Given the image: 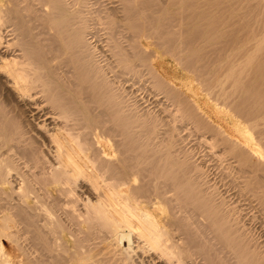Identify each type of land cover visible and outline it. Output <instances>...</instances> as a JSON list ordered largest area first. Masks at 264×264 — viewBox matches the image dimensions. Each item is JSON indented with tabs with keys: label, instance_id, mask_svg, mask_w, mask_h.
<instances>
[{
	"label": "bare ground",
	"instance_id": "1",
	"mask_svg": "<svg viewBox=\"0 0 264 264\" xmlns=\"http://www.w3.org/2000/svg\"><path fill=\"white\" fill-rule=\"evenodd\" d=\"M168 1L0 0V45L6 25L21 37L19 59L0 63V264H130L132 243L165 264H264L233 207L179 147L189 126L211 154L234 160L264 207V114L243 118L222 77L190 69L195 53L190 61L174 30L181 1ZM8 83L49 106L51 130L6 105ZM139 92L160 107H139Z\"/></svg>",
	"mask_w": 264,
	"mask_h": 264
},
{
	"label": "rangeland",
	"instance_id": "2",
	"mask_svg": "<svg viewBox=\"0 0 264 264\" xmlns=\"http://www.w3.org/2000/svg\"><path fill=\"white\" fill-rule=\"evenodd\" d=\"M93 1L94 0H92V2ZM95 1L97 2V5H95V7L105 6L107 2L109 3V0ZM180 1V18H178V16L174 18L180 20V26L175 27L174 30L180 29L182 31L181 49H183L184 54L188 53L186 54V56H188L190 61L194 59L193 55L195 53V61L197 62H192V66L190 64V69L192 70V67L196 65L195 67H197L199 71L201 70L203 73L208 74L209 72H214L218 78H223L222 81H224L223 88L225 89V92L230 94L231 96H234L231 99H229L230 96H228L226 98V103H233V101L235 100V107L233 108V110L238 111V113L243 118H245L244 115L247 112L251 113L254 117H257L258 114H264V53H260V50H262L263 52L264 48L258 50L256 49L257 46H254L258 41L264 39L261 38L264 35V7L262 6V4L258 0V3L256 0ZM34 2L36 1L30 2L29 6H31L32 9L37 10L38 4H36L37 2ZM168 2L174 3L178 1L171 0ZM19 6L21 8H23L24 6L27 7V3L26 5H23V3L21 2ZM25 13L26 12L22 10L21 17H23L24 15L26 16L27 13ZM34 17L35 16L32 15V19L30 16L32 28H34L32 30V34L34 37L32 36L33 38L31 39L38 40L40 36L39 32L41 33L40 22H37ZM24 20L25 19L20 18V24L23 25L24 22H21ZM12 29L13 27L11 26V24H9V26L6 25L4 31L2 30L3 41L1 40L0 45L1 64L3 63V61H9L12 59L18 60V57L21 55V52L19 51L20 48L19 46H17L18 38L20 39L21 37H19L16 31ZM36 44L37 42L35 43V45ZM255 50H258V52L256 51V56H252V58H250L248 61V59L246 58L253 55V51ZM256 58L257 61H255ZM243 59L248 62H251V60L254 59L255 62L252 61L251 63H249L251 66L247 62V65L249 66L248 67L246 65V62L242 63V61H244ZM243 66H245V68H242ZM218 67H224L225 69H219ZM238 68L242 69L235 70ZM181 70L188 76H192V73L187 69ZM0 72V75L5 77L4 73L2 71ZM221 72L225 74L222 75ZM230 72H233L234 76L226 75L228 73L230 75ZM238 77L239 79H235ZM234 79L236 84L230 83L232 82L230 80ZM2 81H4V79H2ZM237 81H240L242 85H240L241 83L238 84ZM231 87L233 88L232 90ZM234 87H237V89L239 90H234ZM3 89L5 91V94L6 91H9L10 89L8 95L9 99L6 105L10 106V108L13 104L19 105L22 111V118L24 121L28 122L27 124L36 126L37 124L45 121L44 123L46 124L47 129L51 130L53 128V123L51 121H53V119H56V115L53 114V111L49 108L48 105L40 102L37 97H35L34 99L23 97L21 99L17 96V94H15L16 92L11 88V85L9 83L5 84L3 86ZM207 90L211 89L207 88ZM138 94H140V92ZM148 94L149 93L139 95L140 97L141 95L142 97H145V101L141 99L142 97L140 98L138 96L137 99H139V107L142 108L146 106L148 108L156 109L157 107H160L158 102H161V99H158L160 101L155 100L152 97V94ZM198 94L201 100L205 98L203 92L200 91ZM261 97L263 98V102L261 101ZM1 98H3V95L1 96ZM218 99L224 102V99ZM227 99L229 100L227 101ZM258 100L260 102L259 104ZM241 106H243V108ZM10 108L6 106L5 110L10 112ZM48 109L51 110L49 113L47 112L49 111ZM57 122L59 121L57 120ZM37 127L38 128H36V130L38 129L42 134H44V131L40 129V126L37 125ZM188 128L189 126L184 128L181 132L183 142L179 147H182L184 151L190 153L192 162L196 161V163L202 165L205 171L204 180L206 182H209L208 184L213 185L215 187V190L217 189L215 194L216 198L218 199L217 201L220 202L222 200H225V206H228L229 209L233 207L232 209H234L235 211L234 218H236L237 221H240L239 226L243 225L245 227L250 245H252V247L254 248H259V250L264 253V207H262V200L260 198L257 199L262 191L246 190L244 188L245 181L243 180L247 175L245 174V177L243 179V175L239 173L236 174L237 165L236 163H234V160L232 161V159H230L229 157L221 159L218 158V154L220 152L217 153V156H215L213 153L211 154V150L209 151L208 145L202 142L200 135L196 132L194 133L193 130L191 131V129ZM199 140H201V142ZM228 163L231 164V166H234L235 170H227ZM259 176L260 180H263L262 173L259 174ZM260 180H257L259 182L257 184L258 186H256V184H254L255 186L252 184L251 187H253V189L254 187H259L260 183L262 182ZM261 186L262 188L264 187L262 183ZM224 208L228 209L227 207ZM131 246L134 248L135 252L130 253V264H165L163 259L158 258L152 252H143V250L136 248L135 243H132Z\"/></svg>",
	"mask_w": 264,
	"mask_h": 264
}]
</instances>
